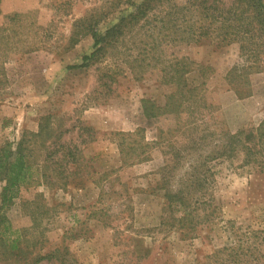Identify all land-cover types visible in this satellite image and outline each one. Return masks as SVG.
<instances>
[{"label": "rangeland", "instance_id": "rangeland-1", "mask_svg": "<svg viewBox=\"0 0 264 264\" xmlns=\"http://www.w3.org/2000/svg\"><path fill=\"white\" fill-rule=\"evenodd\" d=\"M141 1L0 0V26L19 15L10 21V57L0 85V147L24 134L30 138L40 124L47 127L46 146L34 145V156L54 177L47 182L35 169L32 182L1 212L17 231L33 226L34 214L39 228L48 229L43 244L36 235L24 238L27 262L55 249L51 259L39 264L264 262L262 156L244 165L246 151L238 146L229 159H206L216 156L230 135L254 131L264 121V39L256 40L261 51L256 63L241 57L236 42L218 46V39H204L165 45L166 65L177 53L208 67L204 79L197 72L188 79L193 85L206 82L204 97L210 107L148 121L142 101L163 106L174 87L164 85L160 67L132 63L128 57L138 49L127 46L133 38L81 66L94 50L88 31H106ZM144 36L138 33L134 40ZM138 129L144 130L126 137L125 146L148 145L143 153L147 158L123 165L115 133ZM68 148L76 150L77 162L60 179L55 169L63 167L59 162ZM49 154L55 155V165ZM205 162L210 202L199 215L214 212L210 223L191 232L178 222L180 212H170L164 189L176 192ZM241 252L246 256L239 257Z\"/></svg>", "mask_w": 264, "mask_h": 264}, {"label": "trees", "instance_id": "trees-1", "mask_svg": "<svg viewBox=\"0 0 264 264\" xmlns=\"http://www.w3.org/2000/svg\"><path fill=\"white\" fill-rule=\"evenodd\" d=\"M162 13L163 16H157V14ZM18 16L16 14L11 19L9 17L8 23L0 26V85L6 77L4 65L10 57V32L8 33L10 21L15 22ZM88 33L93 37L94 50L89 55L84 56L83 60L87 63L81 66H88L89 62L93 60L99 61L106 54H109L110 50L123 47L133 38L130 42L132 45L127 46L128 50L134 47L138 49L137 55L131 54L128 57L132 59V63L138 67H160L164 85L174 87L167 94L166 103L163 106H159L148 99L142 101L144 115L148 121L165 114L179 116L183 113L188 115L191 113L192 115L198 109L207 110L210 105L204 97L206 82L203 81L201 85H193L190 84L188 77L193 72H197L204 79L208 67L200 66L188 57L180 56L177 53L171 56L166 65L164 46L168 44L171 47L190 45L191 43H199L204 39H218V46H227L236 42L240 45L241 57L246 56L248 60L254 58L253 62L256 63L261 53L260 45L256 44V40L257 38L264 39V1L185 0L179 4L178 0H142L135 5L134 11L123 16L118 23L106 31L99 33L90 30ZM138 33L145 36L134 40ZM261 45L264 47V42ZM203 117L201 114L198 120H202ZM39 127L38 132L29 133L30 138L28 134H24L16 143L10 142L0 147V184H2L0 195L2 199V206H0V262L39 264L42 260L51 259L58 251L55 249L45 255L39 252L32 256L28 262L25 261L24 238L27 235H36L42 237L40 243L43 244L47 238L45 234L48 229L39 228V224L36 222L38 217H35L34 214L32 215L33 226L17 231L1 212L5 205L13 203L22 187L32 182L36 170L39 171L40 178H46L47 182H51L54 178L43 171L42 166L40 163L38 164L37 158L34 156V145H41L39 148H42L46 146L45 141L49 139L45 136L49 134L47 127L41 124ZM143 130L138 129L137 132L128 134L115 133L116 136L120 137L118 147L123 165L140 163L147 158L143 157V153L148 145H137V148L125 146L126 137L134 135L137 137ZM244 134L245 132L230 135L228 141L221 146V151L216 156L206 159L214 160L219 157L229 159L231 154L237 151L238 146H241L246 151L244 165H249L254 161L255 156H262L259 160H264V121L254 131L246 133L245 138H243ZM56 141L57 139L50 144H57ZM137 149L143 150V152L136 154ZM74 151L76 150H69L68 148V153L62 154L59 164H63V167L55 169L58 171L55 177H60V179L67 177V175L64 176L66 168L77 162ZM52 155H47V158L49 157L48 159L55 165L57 161L53 159L55 155ZM132 157L133 159H131ZM201 167L202 169L196 168L195 175L189 176L176 192L168 187L164 189L170 212L173 210L180 212L178 222L182 227L190 229L191 232L195 231L199 225L210 223L209 219L214 212L199 215V209L205 205L202 209L204 212L209 207L210 202V198L207 197L209 187L206 186L210 183V172L205 168L207 167L206 162ZM55 170L53 169L54 172H56ZM42 247L43 245L40 246V248ZM249 249L247 248V250ZM237 254L239 257L246 256L244 252ZM236 258L238 259V257ZM238 261L241 264V258ZM254 261L255 264H264L261 258H254Z\"/></svg>", "mask_w": 264, "mask_h": 264}]
</instances>
